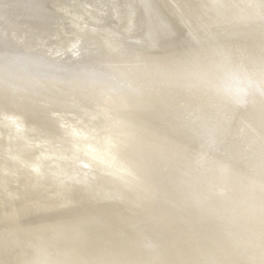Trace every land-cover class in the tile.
<instances>
[{
    "label": "bare ground",
    "instance_id": "bare-ground-1",
    "mask_svg": "<svg viewBox=\"0 0 264 264\" xmlns=\"http://www.w3.org/2000/svg\"><path fill=\"white\" fill-rule=\"evenodd\" d=\"M130 1L0 0V264H264V0Z\"/></svg>",
    "mask_w": 264,
    "mask_h": 264
},
{
    "label": "rangeland",
    "instance_id": "rangeland-1",
    "mask_svg": "<svg viewBox=\"0 0 264 264\" xmlns=\"http://www.w3.org/2000/svg\"><path fill=\"white\" fill-rule=\"evenodd\" d=\"M111 12L108 19L116 23V32L125 33V31L132 25L133 19L131 17V1L130 0H110ZM102 27L101 29H103Z\"/></svg>",
    "mask_w": 264,
    "mask_h": 264
}]
</instances>
